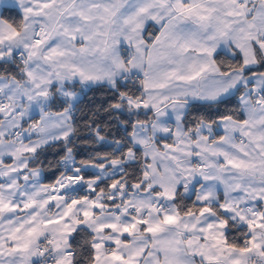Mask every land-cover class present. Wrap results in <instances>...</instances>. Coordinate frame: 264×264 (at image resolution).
Segmentation results:
<instances>
[{"label": "snow or ice", "instance_id": "1", "mask_svg": "<svg viewBox=\"0 0 264 264\" xmlns=\"http://www.w3.org/2000/svg\"><path fill=\"white\" fill-rule=\"evenodd\" d=\"M0 264H264V0H0Z\"/></svg>", "mask_w": 264, "mask_h": 264}, {"label": "trees", "instance_id": "2", "mask_svg": "<svg viewBox=\"0 0 264 264\" xmlns=\"http://www.w3.org/2000/svg\"><path fill=\"white\" fill-rule=\"evenodd\" d=\"M13 18H16L15 12L11 13ZM129 88H133V85H129ZM112 98L111 93L106 88H94L86 93V95L82 96L83 103L80 105V111L76 115L77 122L83 127L84 121L87 120L91 116V111H95L96 109H100V117L107 115L103 112V107H106V101ZM91 110V111H90ZM194 113L198 112L201 115L205 116H215L217 112H225L229 111L233 114H239L238 109V98L233 97L231 98L227 104L219 106L218 109H208L201 107L199 109H194ZM117 136L123 135L122 131H117L115 133ZM82 139V138H81ZM79 147L76 150L77 159L84 158L86 156V152L84 149L87 145H84L80 141H77ZM101 150L108 151L107 148H102ZM58 149H54L46 154L47 161L52 163L51 167H48L47 164L45 165V180L46 182H52L59 174L60 169L56 166V160L58 159L57 152ZM91 175V173H88ZM185 203H191V201H185Z\"/></svg>", "mask_w": 264, "mask_h": 264}, {"label": "crops", "instance_id": "3", "mask_svg": "<svg viewBox=\"0 0 264 264\" xmlns=\"http://www.w3.org/2000/svg\"><path fill=\"white\" fill-rule=\"evenodd\" d=\"M158 27V26H157ZM152 32H155V29H151ZM44 176H45V173H44Z\"/></svg>", "mask_w": 264, "mask_h": 264}]
</instances>
